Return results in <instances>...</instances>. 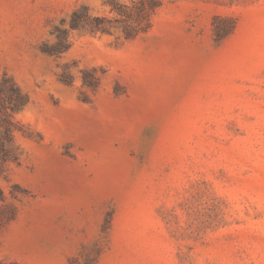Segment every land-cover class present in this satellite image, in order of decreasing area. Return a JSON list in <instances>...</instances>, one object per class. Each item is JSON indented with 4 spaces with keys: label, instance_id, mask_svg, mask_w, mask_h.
Segmentation results:
<instances>
[{
    "label": "rangeland",
    "instance_id": "374dc122",
    "mask_svg": "<svg viewBox=\"0 0 264 264\" xmlns=\"http://www.w3.org/2000/svg\"><path fill=\"white\" fill-rule=\"evenodd\" d=\"M79 7L115 15L0 0V74L28 100L0 264H264V0H161L133 38L75 29L41 51ZM217 15L235 21L218 43Z\"/></svg>",
    "mask_w": 264,
    "mask_h": 264
},
{
    "label": "trees",
    "instance_id": "16d2710c",
    "mask_svg": "<svg viewBox=\"0 0 264 264\" xmlns=\"http://www.w3.org/2000/svg\"><path fill=\"white\" fill-rule=\"evenodd\" d=\"M110 12L114 17L94 15L90 16L85 7L74 10L68 22V27L60 32L65 43L56 46H40V50L48 54L65 51L70 46L68 33L70 30L84 32L109 33L112 28H120L122 37L133 38L138 33L145 31L150 24V17L154 10L161 4V0H106ZM213 37L218 43L230 34L235 21L231 17L217 15L213 18ZM58 30V28H56ZM86 74L83 75V79ZM64 83L69 80L64 75L60 76ZM97 79H95L96 82ZM84 84H87L84 82ZM27 97L13 82L11 75L0 74V176L7 170V164L17 160L14 147V132L19 129L20 123L14 117V112L21 110L27 103ZM4 200L3 190L0 188V202ZM1 264H19L17 262H3Z\"/></svg>",
    "mask_w": 264,
    "mask_h": 264
}]
</instances>
